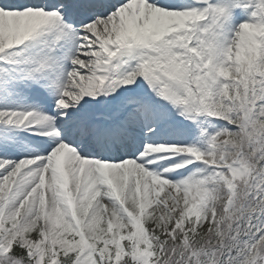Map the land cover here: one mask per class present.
<instances>
[{
  "label": "snow or ice",
  "instance_id": "1",
  "mask_svg": "<svg viewBox=\"0 0 264 264\" xmlns=\"http://www.w3.org/2000/svg\"><path fill=\"white\" fill-rule=\"evenodd\" d=\"M0 264H264V0H0Z\"/></svg>",
  "mask_w": 264,
  "mask_h": 264
}]
</instances>
